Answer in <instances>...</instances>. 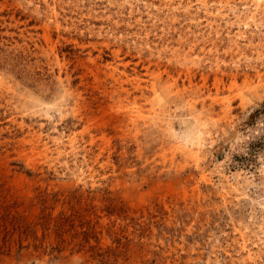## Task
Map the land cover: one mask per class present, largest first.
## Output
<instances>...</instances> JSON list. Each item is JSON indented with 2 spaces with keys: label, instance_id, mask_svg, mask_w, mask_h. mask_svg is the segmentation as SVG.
I'll return each instance as SVG.
<instances>
[{
  "label": "rangeland",
  "instance_id": "rangeland-1",
  "mask_svg": "<svg viewBox=\"0 0 264 264\" xmlns=\"http://www.w3.org/2000/svg\"><path fill=\"white\" fill-rule=\"evenodd\" d=\"M264 0H0V264H264Z\"/></svg>",
  "mask_w": 264,
  "mask_h": 264
},
{
  "label": "trees",
  "instance_id": "trees-1",
  "mask_svg": "<svg viewBox=\"0 0 264 264\" xmlns=\"http://www.w3.org/2000/svg\"><path fill=\"white\" fill-rule=\"evenodd\" d=\"M263 117H264V104L261 107V109L255 112V115L252 116V119H255L256 122L258 119H262ZM262 148H264V135L257 142H255V154Z\"/></svg>",
  "mask_w": 264,
  "mask_h": 264
}]
</instances>
